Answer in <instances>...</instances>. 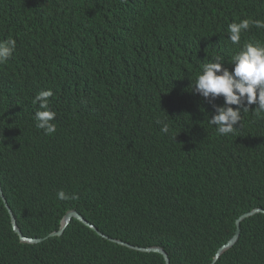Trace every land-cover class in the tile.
Here are the masks:
<instances>
[{"label":"trees","instance_id":"1","mask_svg":"<svg viewBox=\"0 0 264 264\" xmlns=\"http://www.w3.org/2000/svg\"><path fill=\"white\" fill-rule=\"evenodd\" d=\"M242 19L264 20V0H0V41L17 42L0 64V179L22 233L44 238L22 242L0 195V264H167L111 239L171 264H264V212L214 262L264 209V113L222 136L208 120L224 98L188 89L214 56L232 70L264 44L255 26L231 43ZM49 89L52 135L32 103ZM72 210L109 238L76 218L50 236Z\"/></svg>","mask_w":264,"mask_h":264},{"label":"clouds","instance_id":"2","mask_svg":"<svg viewBox=\"0 0 264 264\" xmlns=\"http://www.w3.org/2000/svg\"><path fill=\"white\" fill-rule=\"evenodd\" d=\"M250 26L264 29V20L242 19L239 23L229 24L228 39L233 45H240L242 32L248 31ZM16 43V40L11 37L0 41V64L9 60L16 49ZM224 65L222 56H214L210 62L203 65L201 72L188 87L194 95L199 94L210 102L221 96L224 98L222 106H214L215 114L208 120V123L215 126L216 132L222 136L232 134L238 129L236 126L241 121V113L249 111L253 104L257 105L254 110L257 115L264 113V44L260 41L246 42L231 57L230 65L234 66L232 70ZM177 88L176 86L175 91H178ZM52 96L53 92L50 89L42 90L32 100L34 105L39 106L35 112L36 128L43 130L46 135H52L56 131V126L52 123L56 113L49 107ZM233 105L237 107L234 108ZM157 123L162 124L163 133H168L167 123L160 120H157ZM75 198V194L69 196L64 190L57 192L59 200Z\"/></svg>","mask_w":264,"mask_h":264},{"label":"water","instance_id":"3","mask_svg":"<svg viewBox=\"0 0 264 264\" xmlns=\"http://www.w3.org/2000/svg\"><path fill=\"white\" fill-rule=\"evenodd\" d=\"M0 195L2 196L3 200L5 201L6 207L9 209V211L11 213L14 230L19 234L21 240L24 241V242H28V243L42 242L44 240V238H30V237L25 236L22 233L20 227L18 226L17 219H16L11 207L9 206V204H8V202L6 200V197H5V194H4V191H3V186H2L1 179H0ZM259 212H264V210L262 208H255L252 211H249V212H246V213L242 214L237 219V229H236V232H235L234 236L227 243H225L223 246L220 247V249L218 250V252H217V254L215 256L214 262L217 261L219 259V257L226 250H228L229 248L233 247L237 243V241L239 240V238L241 236V232H242V221L244 219H246L247 217L252 216V215H254L256 213H259ZM73 218H76V219L82 221L84 224H86L89 227H91L92 229L96 230L101 236L107 237V235L102 233L98 229V227L96 225L91 223L80 212H78L76 210H72V211L68 212L67 215L63 219V225H62L61 229L59 231H56V232L52 233L50 236L62 235L64 233L65 229L68 227V225L73 220ZM111 240H113L115 242H118L120 244L127 245L128 247H130L132 249H135V250L161 253L165 257L167 264H171V260H170L169 254L167 253V251L163 247H141V246H136V245H133V244H130V243L123 242V241L118 240V239H111Z\"/></svg>","mask_w":264,"mask_h":264},{"label":"bare ground","instance_id":"4","mask_svg":"<svg viewBox=\"0 0 264 264\" xmlns=\"http://www.w3.org/2000/svg\"><path fill=\"white\" fill-rule=\"evenodd\" d=\"M31 36V35H30ZM21 43V42H20ZM31 50V49H30Z\"/></svg>","mask_w":264,"mask_h":264}]
</instances>
